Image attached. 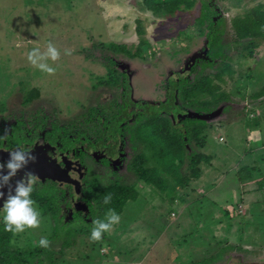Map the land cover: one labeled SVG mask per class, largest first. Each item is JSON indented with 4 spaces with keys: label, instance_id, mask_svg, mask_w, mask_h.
Here are the masks:
<instances>
[{
    "label": "rangeland",
    "instance_id": "1",
    "mask_svg": "<svg viewBox=\"0 0 264 264\" xmlns=\"http://www.w3.org/2000/svg\"><path fill=\"white\" fill-rule=\"evenodd\" d=\"M214 2L224 23L222 45L234 40L230 25L234 16L264 5V0H242L237 8L227 1ZM199 11L198 1L191 11L156 17L142 7L141 0H0V104L4 102V115L43 105L47 109L71 105L73 112L62 118L73 119L81 112L80 107L73 108L75 102L94 103L97 95L91 85L107 76L104 58L117 64L110 66L117 71L122 64L138 72L133 81L163 82L193 53L204 51L203 36L194 24ZM137 21L143 29L141 36L136 32ZM141 39L146 44L140 46ZM48 41L61 52L58 61H49L57 69L54 75L32 66L26 56L34 47L44 50ZM110 43L124 44L131 51L140 47L142 56L131 59L115 53L104 46ZM65 50L71 55H65ZM253 51L249 58L242 43L224 50L232 58L234 71L231 81L219 83L227 99L219 110L202 114L206 121L194 120L193 127L205 126L202 138L198 136L204 147L194 145L195 137L189 144L191 152L209 159L201 165L200 178L174 189V177L165 175L164 192L129 172L124 186H134L138 194L126 203L120 222L109 231L110 259L93 257L81 264H221L232 253L244 255L246 248L264 246V95H260L264 90V40ZM238 53L244 58L240 60ZM199 71L205 75L215 69ZM33 88L40 97L22 108L24 93ZM144 89L150 90L146 83ZM157 97L161 100L162 94ZM185 163L179 166L180 175H184ZM84 166L86 177H93L92 160L87 159ZM114 207L119 208L118 204Z\"/></svg>",
    "mask_w": 264,
    "mask_h": 264
},
{
    "label": "flooded vegetation",
    "instance_id": "2",
    "mask_svg": "<svg viewBox=\"0 0 264 264\" xmlns=\"http://www.w3.org/2000/svg\"><path fill=\"white\" fill-rule=\"evenodd\" d=\"M228 45L231 47L223 52L236 47L232 43ZM203 46L205 55L196 58L194 63L188 58L181 69L170 72L163 82L133 81L138 72L135 74L122 64L117 71L110 67L117 64L104 58L108 65L107 76L97 78L91 85L97 95L94 103L88 100L89 105L75 102L73 108L80 107L81 112L71 120L62 118L64 113L73 112L71 105L60 107L62 109L55 106L47 109L43 105L25 111L23 107L30 106L40 97L36 88L24 93L21 110L4 115V102L0 104V135L8 130L7 139L0 141V152L8 153L23 147L36 157L35 162L18 172L11 183L14 186L24 171L39 176L40 181L34 186L31 198L42 216L39 228L13 235L4 230L3 212H0V264H81L93 257L110 259L113 251L110 232L104 233L100 241H91L92 222L103 220L109 209L115 210L112 198L116 190L125 187L123 182L129 172L135 175L134 165L148 155L147 144L151 138L159 139L161 126L150 123L166 120L170 123L166 125L167 129L184 132L186 120L187 125L193 127L197 116L212 112L205 104L188 100L184 105L175 89L179 81L192 86L196 81H204L202 76L206 75L209 81H219L214 78L218 69L216 64H210L205 39ZM237 56L244 58L241 53ZM201 68L215 69V72L201 75ZM231 80L223 79L224 83ZM145 83L150 90L144 89ZM169 92L172 99L168 97ZM160 93L161 100L157 97ZM205 100H208L207 96ZM87 159L93 162L94 175L90 178L86 177L84 166ZM7 160L8 157L0 155V163ZM108 195L111 201L104 204ZM41 237L49 239V248L38 246ZM247 249H244V255L232 253L221 264H264L263 245L257 250Z\"/></svg>",
    "mask_w": 264,
    "mask_h": 264
},
{
    "label": "trees",
    "instance_id": "3",
    "mask_svg": "<svg viewBox=\"0 0 264 264\" xmlns=\"http://www.w3.org/2000/svg\"><path fill=\"white\" fill-rule=\"evenodd\" d=\"M197 1L200 3V11L194 24L197 26L199 34L205 39V46L211 59L210 64H216L217 66L218 70L214 74V78L219 81H209L207 78L209 76L206 75L202 76L205 77L204 81H196L192 86L187 85L186 81L182 83L179 81L175 89L177 90V96L181 98L184 105H187L189 100L194 104H205L210 110L215 111L227 99V95L221 92L219 83H224L223 79L225 77L232 78L234 71L230 64L232 58L223 52V49L231 46L228 44L222 45L221 37L224 23L221 17L222 13L214 0H141V5L156 17H173L178 13L191 11ZM222 1H227L233 8L239 7L242 2V0ZM230 25L234 34L232 44L237 46L242 43L243 48L248 50V57L252 58L253 50L258 46V41L264 40V5L258 4L244 14L234 16L230 21ZM136 32L140 36L143 34L139 21H137ZM144 44H146L145 41L141 39L139 45ZM104 46L115 53H123L129 57L142 56L140 47L136 51H131L124 44L110 43ZM210 64L208 63V65ZM168 95L169 99H172V93L169 92ZM260 95H264V90ZM206 96L208 100H205ZM154 124L161 126L158 130V132H161L158 136L159 139L151 138L147 144L148 155H144L134 165L136 177L158 191H164L162 184H165V180L168 179L165 175H169L170 178L174 177V189L176 186L186 187L191 180L199 179L202 173L201 165L208 163L209 159L202 153L189 152L191 150L189 144L194 141L195 137L203 136L204 126L190 127L187 125L186 120L183 127L184 132H181L176 129H167L166 125L169 126L170 123L166 120L164 123H150L152 126ZM185 138L186 140H184ZM186 145L189 147H187L188 149ZM194 145L202 149L204 141L198 137V140L194 141ZM149 160L152 161L151 164H149ZM184 163L186 165L185 172L184 175H180L178 168ZM116 191L112 200L119 206L116 212L119 215L129 200H136L138 193H136L134 186L124 187Z\"/></svg>",
    "mask_w": 264,
    "mask_h": 264
},
{
    "label": "clouds",
    "instance_id": "4",
    "mask_svg": "<svg viewBox=\"0 0 264 264\" xmlns=\"http://www.w3.org/2000/svg\"><path fill=\"white\" fill-rule=\"evenodd\" d=\"M65 55H71L70 50H65ZM28 62L43 73L54 75L56 67L49 63H55L61 57L60 50L54 43L48 41L44 50L39 46L32 48L26 53ZM8 130L0 135V141L6 140ZM36 157L32 151L25 150L23 147L8 152V160L0 163V189L7 188V193L0 191V199H4L3 207L0 212H3L4 230L13 235L25 232L26 229H36L41 226L42 216L40 211L35 206V201L31 198L34 191V186L40 181L38 175L31 171H24L23 176L11 183L18 172L27 168L29 163H34ZM111 201V196H105L104 204ZM120 222V216L114 209H109L103 220L96 219L92 222L90 234L91 241H100L104 233L109 232ZM14 243V241H13ZM50 241L47 237H41L38 241V246L41 248H49Z\"/></svg>",
    "mask_w": 264,
    "mask_h": 264
},
{
    "label": "water",
    "instance_id": "5",
    "mask_svg": "<svg viewBox=\"0 0 264 264\" xmlns=\"http://www.w3.org/2000/svg\"><path fill=\"white\" fill-rule=\"evenodd\" d=\"M193 54L190 56L191 57V61H190L191 63H194L195 60H196V58L202 57L203 55H205L206 54V50H204V51H202L200 53H193ZM197 118H200L202 120H205L203 115L197 116ZM0 155H3L4 157H8V153L7 152H0ZM0 191H4L6 193V191H8V190H7V188H4V189H0ZM3 201H4V199H0V203L3 202Z\"/></svg>",
    "mask_w": 264,
    "mask_h": 264
}]
</instances>
